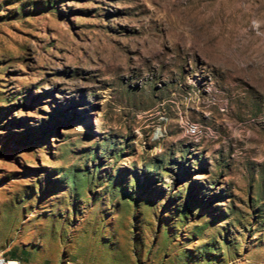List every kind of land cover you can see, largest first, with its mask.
<instances>
[{
	"label": "rangeland",
	"instance_id": "obj_1",
	"mask_svg": "<svg viewBox=\"0 0 264 264\" xmlns=\"http://www.w3.org/2000/svg\"><path fill=\"white\" fill-rule=\"evenodd\" d=\"M0 255L264 264V0H0Z\"/></svg>",
	"mask_w": 264,
	"mask_h": 264
},
{
	"label": "built area",
	"instance_id": "obj_2",
	"mask_svg": "<svg viewBox=\"0 0 264 264\" xmlns=\"http://www.w3.org/2000/svg\"><path fill=\"white\" fill-rule=\"evenodd\" d=\"M195 132V128L192 127L190 129V133H194ZM0 264H19L16 260L14 259H4L1 255H0Z\"/></svg>",
	"mask_w": 264,
	"mask_h": 264
},
{
	"label": "trees",
	"instance_id": "obj_3",
	"mask_svg": "<svg viewBox=\"0 0 264 264\" xmlns=\"http://www.w3.org/2000/svg\"><path fill=\"white\" fill-rule=\"evenodd\" d=\"M10 259H12V258H10Z\"/></svg>",
	"mask_w": 264,
	"mask_h": 264
}]
</instances>
